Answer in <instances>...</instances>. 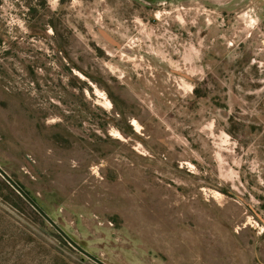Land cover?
<instances>
[{"label": "rangeland", "instance_id": "374dc122", "mask_svg": "<svg viewBox=\"0 0 264 264\" xmlns=\"http://www.w3.org/2000/svg\"><path fill=\"white\" fill-rule=\"evenodd\" d=\"M0 168L105 264H264V0H0ZM0 264L95 263L0 177Z\"/></svg>", "mask_w": 264, "mask_h": 264}, {"label": "water", "instance_id": "95a60500", "mask_svg": "<svg viewBox=\"0 0 264 264\" xmlns=\"http://www.w3.org/2000/svg\"><path fill=\"white\" fill-rule=\"evenodd\" d=\"M0 177L62 238L77 252L95 264H105L76 244L29 196L22 188L0 168Z\"/></svg>", "mask_w": 264, "mask_h": 264}, {"label": "bare ground", "instance_id": "6f19581e", "mask_svg": "<svg viewBox=\"0 0 264 264\" xmlns=\"http://www.w3.org/2000/svg\"><path fill=\"white\" fill-rule=\"evenodd\" d=\"M133 126H134V128H135L136 130H138V129H139V126H138V124H137V123H135V121L133 122Z\"/></svg>", "mask_w": 264, "mask_h": 264}, {"label": "trees", "instance_id": "16d2710c", "mask_svg": "<svg viewBox=\"0 0 264 264\" xmlns=\"http://www.w3.org/2000/svg\"><path fill=\"white\" fill-rule=\"evenodd\" d=\"M64 240V239H63ZM64 242H65V240H64Z\"/></svg>", "mask_w": 264, "mask_h": 264}]
</instances>
